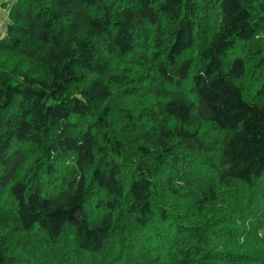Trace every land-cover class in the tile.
I'll return each mask as SVG.
<instances>
[{
    "label": "trees",
    "instance_id": "1",
    "mask_svg": "<svg viewBox=\"0 0 264 264\" xmlns=\"http://www.w3.org/2000/svg\"><path fill=\"white\" fill-rule=\"evenodd\" d=\"M0 204V264H264V0L12 3Z\"/></svg>",
    "mask_w": 264,
    "mask_h": 264
},
{
    "label": "rangeland",
    "instance_id": "2",
    "mask_svg": "<svg viewBox=\"0 0 264 264\" xmlns=\"http://www.w3.org/2000/svg\"><path fill=\"white\" fill-rule=\"evenodd\" d=\"M14 1L15 0H3V1L0 0V37L5 35L6 25H7V22H8V10H9V7L12 5V3ZM1 2H3V3H1ZM8 216H9V214H7L6 211H2L1 208H0V219L4 220V223L0 224V231L1 232H4L8 228L9 224L12 223L9 220ZM53 260L56 261L57 259L53 258ZM40 262L44 263V262H46V260L42 258V259H40ZM49 264H53V263H49Z\"/></svg>",
    "mask_w": 264,
    "mask_h": 264
},
{
    "label": "crops",
    "instance_id": "3",
    "mask_svg": "<svg viewBox=\"0 0 264 264\" xmlns=\"http://www.w3.org/2000/svg\"><path fill=\"white\" fill-rule=\"evenodd\" d=\"M2 1H3V0H2ZM15 1H16V0H15ZM15 1H14V2H15ZM14 2H13V3H14ZM1 3H3V2H1Z\"/></svg>",
    "mask_w": 264,
    "mask_h": 264
}]
</instances>
